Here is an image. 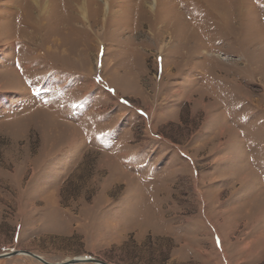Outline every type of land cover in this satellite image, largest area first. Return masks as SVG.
<instances>
[{
    "label": "rangeland",
    "instance_id": "374dc122",
    "mask_svg": "<svg viewBox=\"0 0 264 264\" xmlns=\"http://www.w3.org/2000/svg\"><path fill=\"white\" fill-rule=\"evenodd\" d=\"M16 251L264 264V0H0Z\"/></svg>",
    "mask_w": 264,
    "mask_h": 264
},
{
    "label": "water",
    "instance_id": "95a60500",
    "mask_svg": "<svg viewBox=\"0 0 264 264\" xmlns=\"http://www.w3.org/2000/svg\"><path fill=\"white\" fill-rule=\"evenodd\" d=\"M21 255H26V256H30L36 260H38L39 262L43 263V264H50L49 262L45 261L43 258L29 252V251H16V252H11L8 254H4L0 256V259H8L11 257H15V256H21ZM61 264H108L106 262H103L101 260L98 259H94V258H82V259H74L72 261L69 262H65V263H61Z\"/></svg>",
    "mask_w": 264,
    "mask_h": 264
},
{
    "label": "bare ground",
    "instance_id": "6f19581e",
    "mask_svg": "<svg viewBox=\"0 0 264 264\" xmlns=\"http://www.w3.org/2000/svg\"><path fill=\"white\" fill-rule=\"evenodd\" d=\"M37 4H38V0H34ZM147 4V3H146ZM156 5V0H154V6ZM153 10H154V7L153 6H150ZM79 10L81 11L82 8L80 7ZM81 259V258H79Z\"/></svg>",
    "mask_w": 264,
    "mask_h": 264
}]
</instances>
